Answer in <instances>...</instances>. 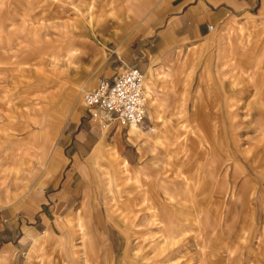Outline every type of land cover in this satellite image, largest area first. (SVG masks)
Returning a JSON list of instances; mask_svg holds the SVG:
<instances>
[{"label": "crops", "instance_id": "crops-1", "mask_svg": "<svg viewBox=\"0 0 264 264\" xmlns=\"http://www.w3.org/2000/svg\"><path fill=\"white\" fill-rule=\"evenodd\" d=\"M127 6L135 14L137 7L132 0H128ZM227 27L234 28L235 40L234 51L225 57L234 59L235 67L219 72L205 68L202 92L197 88L191 98L175 100L178 114L165 115L170 119L158 127L154 135H147L150 123L147 117L145 125L137 128L110 121L106 129H102L87 118L85 110L74 108L61 126L54 155L47 159L38 180L16 192L8 188L3 192L0 187V255L12 252L9 264H61L58 259L46 257L50 249L57 248L58 219L65 217L78 221L80 238L94 254L98 253L100 248L82 230L79 214L73 215L83 201H88L86 177L90 176L93 221L97 227H108L112 213L108 210L106 217L98 197L99 169L106 171L107 177L112 174L116 180L122 177L126 181L120 188L123 194L135 191L141 194L142 202L150 201L146 206L149 213L143 212L145 206L141 208V205L139 209L121 212L122 223L129 231L140 212L139 218L146 221L145 225L159 224L152 227L153 233L146 229L140 233L153 238L158 230L156 235H162L164 227L160 223L164 208L167 217L179 225L176 237L165 244L163 257L176 251L178 256H173L180 259L178 264H230V253H234V259L242 264H264V152H257L264 148V62H259L264 60V0H161L150 21L121 46L120 54L111 51L114 55L105 63L103 77L113 75V66L118 60L146 68L144 85L150 100L146 112L160 124V101L156 95L153 97L151 88L150 67L155 64L154 57L171 59L173 50L188 43L193 53L202 52L213 31ZM71 33L79 35L76 31ZM81 41L76 37L71 45ZM54 49L55 53L68 58V44L63 47L62 44H45L38 51L47 53ZM56 55L52 58L56 59ZM252 59H260L258 62L263 65L247 67ZM39 60L42 61V57ZM34 68L38 76L45 72L40 65L35 64ZM206 69L210 71L209 78ZM65 82L59 75H51L49 84L45 82L46 87L57 88L50 94L51 98L61 99L65 90L67 99H74L76 90ZM243 107L256 108L255 113L244 115L239 112ZM244 134L250 138L244 139ZM111 151V155L107 153ZM143 154L146 159L142 158ZM10 155L7 159L14 173L22 161L12 150ZM102 158L109 160L111 170ZM147 159L161 162L165 171L172 170L178 177L174 186L164 181L166 185L159 201L150 196L158 191L150 189L155 186L148 176L144 177L147 166L142 163H147ZM200 163L202 173L196 171ZM226 164L233 172L232 187H236L234 194L238 195L230 202L235 208L230 206L224 210L229 184L224 182L221 172L226 170ZM188 165L195 167V171L189 170ZM136 186L142 188L141 193ZM195 192L197 198H201L198 202L192 198ZM3 193L8 198L6 202ZM142 202L139 204H144ZM222 218L233 219L234 225L230 229L221 228L217 232L219 236L210 242L212 220ZM200 220L206 242L197 250L192 248L196 244L189 233L196 234L195 224ZM167 227L165 224L164 229ZM157 242L151 240L159 254L162 247Z\"/></svg>", "mask_w": 264, "mask_h": 264}, {"label": "rangeland", "instance_id": "rangeland-1", "mask_svg": "<svg viewBox=\"0 0 264 264\" xmlns=\"http://www.w3.org/2000/svg\"><path fill=\"white\" fill-rule=\"evenodd\" d=\"M132 1L137 7L135 14L128 9V0H0V187L3 192L6 188L13 189L15 192L22 188L25 190L38 180L47 159L54 155L59 131L64 121L74 108L81 107L85 110L82 89L88 90L97 84L98 80L104 76L105 63L111 55H114L111 51H117L120 54L121 46L126 44L140 27L150 21L155 6L161 2V0ZM89 15L92 16L89 17ZM73 31L79 35L75 36L71 33ZM76 37L82 41L72 46L71 43ZM234 40L233 27L222 28V30L218 28L213 31L207 40V47L202 52L197 50L193 53L192 46L188 43L173 50L174 55L171 59L154 57L155 64L150 67L153 80L151 88L153 97L156 95L160 101L162 121L159 124L152 115L147 116V120L150 121L147 135H154L158 127L170 119L165 115L178 114V110L174 107L175 100L191 98L195 89L203 88L205 68L209 67L214 72H219V70L224 71L235 67L233 64L235 60L225 57L226 54L234 51ZM45 44H62V47L68 44V58L55 53L56 49L47 53L38 51ZM255 54L257 55L256 52ZM55 55L57 58H52ZM40 57L42 61L39 60ZM259 60L252 59L247 67L263 65L259 62L264 60ZM35 64L40 65L45 71L40 76L36 73ZM127 64L137 66L135 63H123L118 60L113 66V72ZM141 70L145 76L146 68ZM60 72L63 74L61 75ZM206 72L209 78V69H206ZM51 75H59L67 81L65 82L67 86L76 90L74 99H67L65 90L61 99L50 97L51 93L54 94L57 91L55 86L46 87L45 85V82L49 84ZM255 109L243 107L239 109V112L249 115L255 113ZM84 113L86 114V111ZM112 122L116 121L112 120ZM97 124L102 129H106L102 124L98 122ZM150 128L154 131H150ZM141 129L144 131L143 127ZM248 138L250 136L244 134V139ZM11 150L18 154L22 161L14 173L10 170L11 166L7 159L11 157ZM262 150L264 152V148H259L257 152L260 154ZM112 152L107 153L111 155ZM142 158L146 159L144 154ZM102 159L111 170L109 160ZM142 164L144 167L147 166L144 177L148 176L147 179L155 186L151 188L148 186V188H155L158 191L157 194H150V196L156 197L159 201L166 182L174 186L178 177L174 172L172 174V170L165 171L163 164L157 160L147 159V163L143 161ZM187 167L189 170L192 169V172L195 171V167L190 165ZM197 167L199 170L196 171L202 173L201 163ZM225 168L221 175L224 176V182L229 185L226 187V196H224V210L230 206L232 209L235 208V205L230 202L235 201L238 195L234 194L236 187H232L234 176L229 164H226ZM108 177L106 171L98 170L100 192L98 197L104 206L106 217L108 210L112 213L108 227L105 225L97 227L93 221L89 191L90 176L86 177L89 186L88 201H83L73 215L76 217L79 214L80 221L83 222L82 230L88 236L87 238L94 240L100 248L98 253L94 254L80 238L82 233L79 230L78 221L75 218L71 220L72 217H65L58 219L61 230L59 229L58 236L56 235L57 248L50 249L46 258L58 259L61 264H105V261L106 264H178L180 259L176 251L169 256L163 257L162 254L165 244L169 243L171 238H175L176 230H179V225L167 217L166 208L161 211L162 223L160 224L164 228L165 224L168 227L161 230L162 235H156L158 232L156 229H154L156 233L153 238L148 237V234L140 233L145 229L153 233L154 231L151 230L159 225H145L146 221L139 218L140 212L131 223L130 232L122 223L121 212L139 209L141 205V208L145 206L143 212L149 213L146 206L150 201L142 202L141 194L135 191L123 194L121 185L126 181L122 177L116 180L112 174H108ZM136 187L141 193L142 188ZM193 194L195 197L192 198L198 202L201 198H197L196 192ZM3 198L4 202L8 201L4 193ZM130 199L132 202L128 201ZM133 202L138 205L135 206ZM141 202L144 204H139ZM233 221V219L225 218L212 220L209 241L213 242L212 240L219 236L217 232L221 228H232ZM195 226L196 234L190 232L189 237L196 244L192 248L198 250L206 241L202 234L201 220ZM199 230L200 234H198ZM151 240L158 241L157 244L162 247L159 254L155 251ZM174 254L177 256H173ZM11 255L10 251L1 254L0 264H9ZM230 255V264H242V261L234 259V253Z\"/></svg>", "mask_w": 264, "mask_h": 264}, {"label": "built area", "instance_id": "built-area-1", "mask_svg": "<svg viewBox=\"0 0 264 264\" xmlns=\"http://www.w3.org/2000/svg\"><path fill=\"white\" fill-rule=\"evenodd\" d=\"M211 29L212 26H209ZM145 76L136 65H123L95 87L82 89L87 118L106 126L115 120L123 126H140L146 115Z\"/></svg>", "mask_w": 264, "mask_h": 264}, {"label": "bare ground", "instance_id": "bare-ground-1", "mask_svg": "<svg viewBox=\"0 0 264 264\" xmlns=\"http://www.w3.org/2000/svg\"><path fill=\"white\" fill-rule=\"evenodd\" d=\"M145 86V85H144ZM145 94H146V97L148 96V94H147V92H145ZM148 97H147V107H148ZM82 102H83V100H82ZM83 106H84V103H83ZM145 117H147V112H146V115H145ZM113 121H115V120H113ZM144 123H145V120H144V122L140 125V126H142V125H144ZM140 126H130V127H133V128H137V127H140ZM152 128H150V130H151Z\"/></svg>", "mask_w": 264, "mask_h": 264}]
</instances>
